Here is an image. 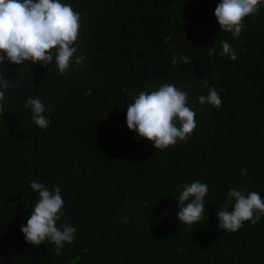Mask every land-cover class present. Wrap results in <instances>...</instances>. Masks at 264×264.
<instances>
[{
  "label": "trees",
  "instance_id": "16d2710c",
  "mask_svg": "<svg viewBox=\"0 0 264 264\" xmlns=\"http://www.w3.org/2000/svg\"><path fill=\"white\" fill-rule=\"evenodd\" d=\"M220 2L61 0L81 15L69 69L0 64L11 80L0 115V264H264V217L236 232L217 217L234 204L231 188L264 199V6L234 38L214 15ZM225 40L236 60L220 55ZM165 83L188 93L197 127L160 151L128 129L126 114L141 91ZM211 87L219 109L199 103ZM29 97L44 103L47 129L31 119ZM196 180L209 192L203 220L189 226L177 219V198ZM33 181L61 188L58 226L76 229L59 255L21 231L39 198Z\"/></svg>",
  "mask_w": 264,
  "mask_h": 264
},
{
  "label": "clouds",
  "instance_id": "9594fccd",
  "mask_svg": "<svg viewBox=\"0 0 264 264\" xmlns=\"http://www.w3.org/2000/svg\"><path fill=\"white\" fill-rule=\"evenodd\" d=\"M264 6V0H221L214 15L221 26V31L239 37L245 27V17L257 13ZM81 28V15L71 4L61 0H0V64L7 60L16 65L41 64L47 67L53 61L63 75L70 67L78 47L75 46ZM171 37L165 38V43ZM216 53L215 45L208 49V55ZM221 56L227 55L232 60L237 54L225 40ZM174 57L184 63H192L188 56L173 53ZM86 57L75 58L80 64ZM177 58L172 60L176 65ZM10 79L0 76V115L4 113L5 91L10 87ZM207 86V83H206ZM91 91L85 93V97ZM200 104H211L216 108L222 106V100L215 87L209 89L207 96L198 97ZM188 93L173 84L165 83L156 90L141 91L127 105L126 122L129 130L139 137L152 142L160 151L174 146L178 141L187 143L197 122L196 113L187 106ZM31 119L41 129H47L51 121L44 115L46 108L40 99H27ZM31 188L39 194L26 225H21L28 244L39 247L48 242L54 245L55 254L59 255L65 244L75 240L76 229L66 220L58 226L62 217H66L65 202L61 188L57 185L49 190L42 182L33 181ZM208 185L200 180L185 183L178 196L177 219L189 226L201 223L205 211V197ZM228 196L234 204H225L217 208L218 227L227 232H236L250 221L255 225L264 217V199L255 191L229 189ZM127 219V218H126Z\"/></svg>",
  "mask_w": 264,
  "mask_h": 264
}]
</instances>
